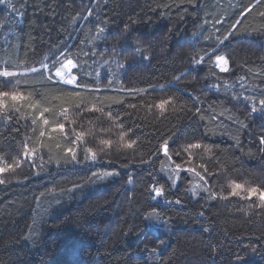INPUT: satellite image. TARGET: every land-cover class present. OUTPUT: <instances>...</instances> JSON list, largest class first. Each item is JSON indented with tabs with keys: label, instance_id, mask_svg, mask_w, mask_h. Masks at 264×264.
Wrapping results in <instances>:
<instances>
[{
	"label": "trees",
	"instance_id": "1",
	"mask_svg": "<svg viewBox=\"0 0 264 264\" xmlns=\"http://www.w3.org/2000/svg\"><path fill=\"white\" fill-rule=\"evenodd\" d=\"M261 13L264 0L0 3V69L23 72L40 68L41 62L51 65L61 53L72 56L80 64L75 69L80 82L101 89L89 99L99 97L98 106L118 115L138 144L100 151V136L118 139L113 133L119 129L113 127L110 133L86 136L80 145L98 153L95 162L84 151L73 161L62 148H42L14 172L0 174L5 179L0 184V264H264V210L238 197L219 198L232 180L264 186ZM217 55L228 59L227 72L217 67ZM95 71L102 72L99 80ZM106 77L113 80L110 86ZM18 78L21 89L34 88L37 98L66 87L42 80L41 73ZM168 96L176 102L165 117L144 103ZM28 115L25 110L11 121L0 119L3 162H11L25 141L30 147L66 144L63 138L38 142V127L31 131L30 119L20 118ZM81 124L98 129L111 121L84 112L75 127ZM168 138L178 163L187 158V143L212 148L210 155L196 150L191 165L203 163L215 173L197 168L206 185L186 172L172 185L168 170L174 164L159 150ZM198 181L217 199L199 190L193 196L189 189ZM153 185L163 186L165 195L153 198ZM151 213H159L160 222L146 221Z\"/></svg>",
	"mask_w": 264,
	"mask_h": 264
},
{
	"label": "snow or ice",
	"instance_id": "2",
	"mask_svg": "<svg viewBox=\"0 0 264 264\" xmlns=\"http://www.w3.org/2000/svg\"><path fill=\"white\" fill-rule=\"evenodd\" d=\"M261 0H257L260 3ZM0 3H5V0H0ZM251 11V8L248 9ZM91 15V13H89ZM264 16V13H261ZM101 32L104 31L103 28L100 29ZM228 37H224L226 40ZM223 43V41H221ZM136 52H140L139 48L135 49ZM94 54V53H93ZM63 57V59H61ZM143 59H148L144 56ZM217 67L220 68L222 72L228 71V59L224 56H216ZM203 61V57L200 60H196V64H200ZM120 67H125L124 64H120ZM80 68L79 61L74 59L70 55H65L61 53L51 61V65L48 62H41V67H31L23 72H16L8 70L7 68L0 69V119L4 121H11L14 115L21 114L25 110L29 113L28 116H21L23 119H30L31 121V131H36L38 127L37 141H42V138L47 137L50 140H56L57 138H63L66 144L62 146L60 142H56L54 145H46L40 142L39 147H30L29 143L25 141L22 145V151L16 154V157L11 162H3L4 157L0 155V174L7 172H14L17 168L21 166L24 160H29L35 157V154L42 148L52 147L56 149L63 150L65 156H70L73 161L77 159L78 151H84L86 153V158H91L93 162L97 159L98 153L94 151L91 147L86 149H81L80 145L85 143V137L88 135H94L96 131L107 134L112 132V128L115 127L119 129L118 132L113 133L118 139L113 141L110 138L102 135L99 137L100 145L104 146L100 151H105V149L112 148L113 144L116 145V149L119 150H130L138 147L137 139L130 137L129 131L125 129V126L119 120V116H113L109 112H105L103 107L98 106L100 98L96 97V100L89 99L91 94L99 93L101 91L100 87H89L86 84L80 82V77L73 70ZM43 70V71H42ZM82 70V69H81ZM41 73V79L52 83L53 85H62L66 87L60 88L57 92L48 94L40 93L39 98L34 95L36 90L31 89H21V80L19 76H25L27 73ZM89 75H92L91 73ZM94 75L97 80H99L100 72L95 71ZM109 86L113 83L111 78H107ZM179 79V77H176ZM27 83V82H26ZM163 87V86H161ZM120 91H125V89H120ZM128 92H144V89H127ZM104 99L111 100V97H105ZM246 99H251L246 97ZM52 100L57 101V104L51 103ZM175 97L168 96L162 97L158 100L151 102L145 101V105L151 112L153 109L158 110V117H165L168 109L175 107ZM260 111L264 112V99L259 100ZM129 107L136 108V104H129ZM251 111L253 113L257 112L255 104H253ZM84 112L90 113H100L101 116L105 117L107 120L111 121V126L104 128L89 127L87 130L83 128L81 124L79 128L75 127L77 125V117L83 115ZM45 114H49L47 117ZM203 118V117H201ZM95 119H99L96 117ZM89 123L93 124L94 120L92 117L88 118ZM67 125V126H66ZM71 137V139H68ZM28 139H31L29 137ZM170 138L164 139L159 145V150L162 151L163 155L172 161L174 167L168 170V179L175 186L177 179H179V174L181 172H186L198 177L199 181H203L206 185L208 181L205 178L206 175H215V173L209 172L207 167L203 163H199L195 166L193 164L194 156L196 150H203L205 154H211L212 148L201 142H190L183 146V152L187 153V158L183 160L182 163L173 161L172 155L170 154ZM260 143L264 145V138H261ZM177 156H180L179 151L176 152ZM23 157V159H21ZM184 164H188V167H184ZM197 168H202L205 174L197 171ZM95 175V174H94ZM103 175L111 176L114 175L112 172H106ZM132 183L131 180L128 181ZM5 179L0 178V184H4ZM229 191L225 194L223 190L219 193V198L227 200L230 197H238L243 201H252L253 203L249 207L255 206L258 209L264 210V186H252L248 185L247 182H236L232 180L228 183ZM203 191L208 193L211 199H217V193L211 191L209 187H205L200 183L195 184L189 191L193 196L198 195V191ZM151 191L154 194L153 198L163 197L165 195V189L163 186L151 187ZM255 198V200H253ZM258 201V203H256ZM171 203V201H167ZM176 204H180V200L175 201ZM146 221L160 222L161 217L159 213H151L145 217ZM207 231V229H205Z\"/></svg>",
	"mask_w": 264,
	"mask_h": 264
},
{
	"label": "rangeland",
	"instance_id": "3",
	"mask_svg": "<svg viewBox=\"0 0 264 264\" xmlns=\"http://www.w3.org/2000/svg\"><path fill=\"white\" fill-rule=\"evenodd\" d=\"M62 59H63V58H62ZM107 64H108V63H107ZM107 64H106V65H107ZM228 64H229V63H228ZM106 65H105V66H106ZM216 65H217V62H216ZM218 68H219V67H218ZM219 70H220V68H219ZM73 71L75 72V69H74ZM100 74H102V72H101ZM172 167H173V166H172ZM202 182H203V181H202ZM198 183H201V182L198 181Z\"/></svg>",
	"mask_w": 264,
	"mask_h": 264
}]
</instances>
